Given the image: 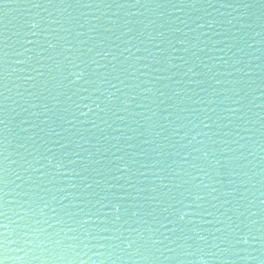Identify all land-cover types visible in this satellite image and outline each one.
Listing matches in <instances>:
<instances>
[{
  "label": "water",
  "instance_id": "obj_1",
  "mask_svg": "<svg viewBox=\"0 0 264 264\" xmlns=\"http://www.w3.org/2000/svg\"><path fill=\"white\" fill-rule=\"evenodd\" d=\"M3 264H264V0L0 22Z\"/></svg>",
  "mask_w": 264,
  "mask_h": 264
},
{
  "label": "snow or ice",
  "instance_id": "obj_2",
  "mask_svg": "<svg viewBox=\"0 0 264 264\" xmlns=\"http://www.w3.org/2000/svg\"><path fill=\"white\" fill-rule=\"evenodd\" d=\"M0 264H3V262H2V261H0Z\"/></svg>",
  "mask_w": 264,
  "mask_h": 264
}]
</instances>
